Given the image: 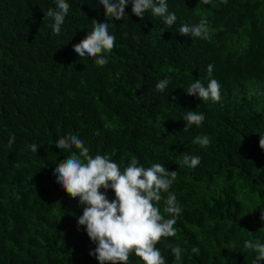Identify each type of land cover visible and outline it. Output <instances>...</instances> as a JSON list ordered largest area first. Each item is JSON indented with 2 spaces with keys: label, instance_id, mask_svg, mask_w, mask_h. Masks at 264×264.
<instances>
[{
  "label": "trees",
  "instance_id": "obj_1",
  "mask_svg": "<svg viewBox=\"0 0 264 264\" xmlns=\"http://www.w3.org/2000/svg\"><path fill=\"white\" fill-rule=\"evenodd\" d=\"M66 2L70 11L54 35V21L44 17L54 0H0V264H99L89 255L96 245L77 224L82 206L54 176L60 161L79 156L74 146L55 147L69 134L121 172L133 158L178 172L170 189L182 208L176 236L156 245L167 264H264L243 247L264 244V0H166L177 16L172 26L150 11L135 16L128 3L122 20L107 19L115 44L101 53L109 58L105 66L73 49L93 20L106 21L103 6ZM201 18L207 39L179 34L182 24ZM209 65L220 102L186 93L196 79L207 87ZM165 78L167 89L157 91ZM187 110L205 114L202 126L183 130ZM203 135L207 147L192 143ZM183 153L199 156L200 164L184 166ZM153 203L170 218L163 201ZM169 245L185 250L180 261ZM128 264L144 262L132 252Z\"/></svg>",
  "mask_w": 264,
  "mask_h": 264
},
{
  "label": "clouds",
  "instance_id": "obj_2",
  "mask_svg": "<svg viewBox=\"0 0 264 264\" xmlns=\"http://www.w3.org/2000/svg\"><path fill=\"white\" fill-rule=\"evenodd\" d=\"M211 0H202L207 5ZM227 3V0H222ZM55 7L44 11V17L54 21L51 24L54 35H59L65 17L70 11V4L66 0H54ZM128 3L132 5V13L143 19L146 11L155 17L163 19L168 26L174 25L177 16L169 12L166 0H99L105 10L106 21L91 22L92 32L78 44L73 45L75 53L82 59L85 56L94 57V63L105 66L109 62L107 55L115 44V36L109 33L108 18L122 20ZM182 36L208 38V21L201 18L198 24L184 23L178 29ZM126 35V34H125ZM213 65L207 68L209 79L207 87L196 79L187 89L188 95H195L203 102H220L221 85L218 80L211 78ZM170 79H161L156 84V90L163 92L170 84ZM140 89L142 85H137ZM205 114L196 110H187L183 116L184 131L193 125L202 126ZM15 142L12 135L8 141L11 148ZM193 144L207 147L210 137L197 136ZM259 145L264 149V136H260ZM73 146L79 150V156L73 152L60 161L54 169L56 183L66 191L71 198H77L82 206V215L77 217V224L83 226L89 239L96 245L89 255L94 256L99 264H128L129 254L135 255L144 264H167L165 257L156 247L162 237H175L174 225L182 212L175 192L171 186L177 178V171H169L163 164L156 163L145 168L135 158L131 159L121 172L120 167L108 155L90 154L89 148L76 135H66L59 138L55 147L60 150L71 151ZM38 146L31 145V151L37 153ZM81 157L83 159H81ZM199 156L183 153L182 164L196 168L200 164ZM103 189V191H101ZM114 191L115 198L111 201L107 197L108 190ZM163 193H167L166 198ZM154 201H163L164 212L170 214L165 219ZM74 215V214H73ZM261 221H264V208L261 210ZM176 261H180L184 249L179 245H169ZM244 249H252L258 253L256 261H264V244L259 241H245ZM191 251L199 255V249L193 247Z\"/></svg>",
  "mask_w": 264,
  "mask_h": 264
}]
</instances>
